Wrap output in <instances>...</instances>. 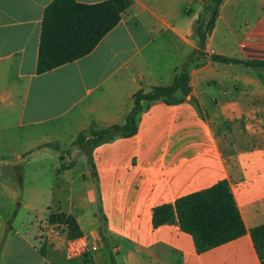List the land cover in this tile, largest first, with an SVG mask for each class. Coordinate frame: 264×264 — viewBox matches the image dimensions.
I'll list each match as a JSON object with an SVG mask.
<instances>
[{"label": "crops", "instance_id": "obj_1", "mask_svg": "<svg viewBox=\"0 0 264 264\" xmlns=\"http://www.w3.org/2000/svg\"><path fill=\"white\" fill-rule=\"evenodd\" d=\"M52 1L0 0V264H112L111 253L120 257L116 264H263L250 231L264 225V72L198 58L201 47L188 12L193 6L201 11L203 0H132L91 54L38 74L43 15ZM219 11L207 51L264 60V0H224ZM185 62L190 95L179 91L175 103L143 102L134 136L94 149L97 180L86 153L87 170L78 172L75 158L82 153L72 158L58 153V146L50 155L41 150L55 141L47 138L51 129L61 134L75 126L78 135L93 123L97 129L125 125L134 95L171 86ZM32 141L34 158L53 160L54 183L47 190L28 179ZM11 148L16 150L1 153ZM8 170L16 180L4 177ZM224 180L245 236L200 253L177 218L154 226L155 208ZM28 183L50 199L40 210L35 201L21 203L30 216L13 225L19 216L14 191ZM98 197L107 219L106 245L98 234ZM9 205L13 224L6 227L3 208ZM52 213L74 217L83 237L69 240L66 225L49 224ZM38 225L44 228L39 239ZM103 246L109 256L94 254Z\"/></svg>", "mask_w": 264, "mask_h": 264}, {"label": "trees", "instance_id": "obj_2", "mask_svg": "<svg viewBox=\"0 0 264 264\" xmlns=\"http://www.w3.org/2000/svg\"><path fill=\"white\" fill-rule=\"evenodd\" d=\"M213 3L215 11L210 21L211 29L214 27L223 0H213ZM131 5L132 0H105L96 4H84L77 0L52 1L44 10L37 73L50 72L91 54L100 42L119 25L123 14L129 10ZM212 60L264 72V60H243L221 55H214ZM189 83L190 62H185L171 86L155 87L149 93L139 90L134 95V107L125 125H112L97 129L93 123L90 137L83 134L77 137L78 147L89 151L88 163L95 180H97V173L92 158L94 149L119 137L134 136L138 130V119L143 111V102L165 99L169 103H175L180 100L177 97L179 91L184 97L190 95ZM22 180L23 177L20 176V185H22ZM96 217L99 222L100 237L106 245L108 242L107 219L103 214L100 197L97 200ZM175 218L180 228L193 236L197 251L200 253L234 241L248 233L231 187L226 180L208 190L181 198L174 205H163L154 210L155 227L171 223ZM48 222L50 225H66L69 240L83 237V232L72 216L52 213ZM250 234L264 264V225L253 228ZM3 247L4 243L0 245V260ZM41 251L44 254V248ZM111 262L116 264L112 254Z\"/></svg>", "mask_w": 264, "mask_h": 264}, {"label": "rangeland", "instance_id": "obj_3", "mask_svg": "<svg viewBox=\"0 0 264 264\" xmlns=\"http://www.w3.org/2000/svg\"><path fill=\"white\" fill-rule=\"evenodd\" d=\"M224 1V0H223ZM196 8L193 6L191 10H189L188 15H190L192 17L193 20V29H194V35L197 38V45L201 47V51H200V57L198 58H204L206 60H210L211 57H213L214 55H216L213 51H207L206 49V40L207 38L211 35L213 28L211 29L210 26V21L213 18L214 15V11H215V5L213 3V0H203V6L201 11L196 10ZM220 15V11L218 10V17L216 19V21L218 20ZM215 21V24H216ZM214 24V26H215ZM206 50V51H205ZM192 59V58H191ZM162 60V59H161ZM161 64H164V61H161ZM133 102V101H132ZM91 129V128H90ZM90 129H87L86 131L80 132L78 135H75L76 132V127L75 126H68L66 127L61 134H51L53 131L52 129L49 130V134H48V140H51V136H52V141L49 144L45 145V147H41V150L43 148H48V149H43V153H48V155H50L49 153H55L56 152V148L57 146L59 148H57V152L58 153H62L63 156H71L72 158L74 157L75 153H82L80 155H78L75 160L78 163L77 169L78 172H83L87 170V162H86V157L83 153H86V155L88 156L89 151L87 150H82L78 147L76 140L77 137L80 134H83L87 137L91 136V132ZM57 136H59L61 138V141L58 142L56 141V138H58ZM76 136V137H75ZM73 138H75L73 140ZM44 137L38 141V144L40 142H43ZM23 144H26L25 147L27 148V142H23ZM34 144L35 141H32V150L31 151L33 154V156L31 155L30 157V165L27 167V175H28V179L29 181H37L40 185L42 183V187L47 190L49 188H51L53 186V173H54V164H53V160L52 158H47V159H39V158H34V154H37V150L34 148ZM55 148V149H52ZM80 149V152H77V150ZM12 150H16L15 148H11V149H5L2 150L1 153H12ZM54 152H53V151ZM66 165V161L62 164V166ZM8 175H12L13 178L16 180V172L14 173L13 170H8L6 174H4V177L8 178ZM44 191V196H40L41 190L39 189H34V188H30V184L28 183L25 188L23 189H17L15 192V202H17V205H15V210H18V207L20 206L21 203L23 204H27L30 203L31 201H35L34 205L37 209H44V207L46 206L45 204H47V202L50 199V195L49 193H47V191ZM11 192V191H10ZM9 209L7 210L6 208H3L4 210V215L8 220V223L6 225V227L10 226L13 224V217H12V222L10 223V217H11V209H12V205H9ZM96 212H97V206H96ZM28 211H26L25 208L23 207H19V216L17 221L15 222V224L13 225H17V223L19 224V221L21 220V218H27L30 215L27 214ZM67 227V226H66ZM38 233H37V239H39L40 237H42V233L44 231V228L42 225H38L36 226ZM67 234H68V228H67ZM98 234H99V226H98ZM100 236V234H99ZM108 247L107 246H103L100 248L99 251H95L94 254H101V255H105V256H109L108 253ZM114 257H116L114 255V253H111ZM117 260H120V257L117 256L116 257ZM85 262H89L91 261L90 259V255H85L84 259Z\"/></svg>", "mask_w": 264, "mask_h": 264}, {"label": "built area", "instance_id": "obj_4", "mask_svg": "<svg viewBox=\"0 0 264 264\" xmlns=\"http://www.w3.org/2000/svg\"><path fill=\"white\" fill-rule=\"evenodd\" d=\"M98 249V246H95L94 248H93V250H97Z\"/></svg>", "mask_w": 264, "mask_h": 264}, {"label": "water", "instance_id": "obj_5", "mask_svg": "<svg viewBox=\"0 0 264 264\" xmlns=\"http://www.w3.org/2000/svg\"><path fill=\"white\" fill-rule=\"evenodd\" d=\"M8 227H10V226H8Z\"/></svg>", "mask_w": 264, "mask_h": 264}]
</instances>
